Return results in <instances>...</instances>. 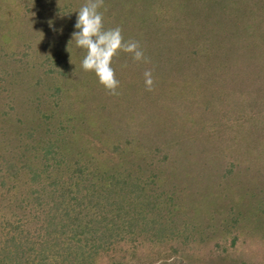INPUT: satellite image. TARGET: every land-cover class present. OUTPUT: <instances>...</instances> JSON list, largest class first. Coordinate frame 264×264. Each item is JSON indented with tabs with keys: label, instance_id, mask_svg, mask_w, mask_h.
Wrapping results in <instances>:
<instances>
[{
	"label": "rangeland",
	"instance_id": "1",
	"mask_svg": "<svg viewBox=\"0 0 264 264\" xmlns=\"http://www.w3.org/2000/svg\"><path fill=\"white\" fill-rule=\"evenodd\" d=\"M85 2L0 0V264H264V0H104L117 94Z\"/></svg>",
	"mask_w": 264,
	"mask_h": 264
},
{
	"label": "clouds",
	"instance_id": "2",
	"mask_svg": "<svg viewBox=\"0 0 264 264\" xmlns=\"http://www.w3.org/2000/svg\"><path fill=\"white\" fill-rule=\"evenodd\" d=\"M104 0H86L79 9L72 40L77 49L86 50L81 67L84 71L94 72L98 82L112 94H117L119 80L112 67V59L118 51L132 54L136 61L146 57L137 41H125L120 27L105 29L104 15L100 9ZM145 86L151 91L152 72L145 71Z\"/></svg>",
	"mask_w": 264,
	"mask_h": 264
}]
</instances>
